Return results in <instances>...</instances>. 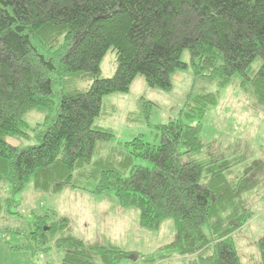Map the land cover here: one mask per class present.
I'll list each match as a JSON object with an SVG mask.
<instances>
[{
	"label": "trees",
	"instance_id": "16d2710c",
	"mask_svg": "<svg viewBox=\"0 0 264 264\" xmlns=\"http://www.w3.org/2000/svg\"><path fill=\"white\" fill-rule=\"evenodd\" d=\"M109 49L117 69L106 78L101 62ZM186 50L190 63L182 60ZM189 68L217 87L190 95L185 115L196 124L171 120L155 125L158 144L138 135L110 146L112 131L95 126L106 95L129 92L138 75L170 91L173 75ZM236 76L264 107V0H0V217L18 214L12 207L31 182L49 194H111L122 208L139 210L145 229L173 219L169 248L194 256L191 264H243L233 234L253 217L245 196L264 163L254 160L229 178L246 155L206 159L200 137L204 115ZM79 80L92 83L80 89ZM152 106H141L146 120ZM33 110L45 113L38 144H11L10 137H29L25 116ZM27 235L28 244L12 249L31 250V264H53L47 253L54 247L62 252L55 264H96V257L117 264L135 255L86 242L65 216L35 213Z\"/></svg>",
	"mask_w": 264,
	"mask_h": 264
},
{
	"label": "rangeland",
	"instance_id": "374dc122",
	"mask_svg": "<svg viewBox=\"0 0 264 264\" xmlns=\"http://www.w3.org/2000/svg\"><path fill=\"white\" fill-rule=\"evenodd\" d=\"M182 60L190 63L188 50L183 53ZM261 64L262 59H257L251 74ZM116 69V53L109 49L101 62L102 77H112ZM240 78L236 76L235 83L221 90L218 104L210 108L202 119L200 133L206 159H217L223 152L246 155L245 161L229 171L228 176L232 179L241 177L254 160L264 163V107L249 90L240 86ZM172 82L173 88L163 91L149 86L144 77L138 75L129 92L113 93L103 98V114L95 121V126L112 131L115 138L110 146H117L138 135L158 144L160 135L155 125L171 120L183 119L185 123L196 124V117L185 115L188 112L186 104H191L190 95L202 90L216 91V85L201 78L196 80L192 68L177 71ZM91 83V80H79L76 86L84 89ZM146 101L153 102L147 120L141 109ZM25 119L29 137L8 138L11 144L20 148L38 144V124L44 123L45 113L33 110L26 114ZM255 174L252 176V190L245 196L253 217L233 234L243 264H264V251L260 247L264 238V167ZM115 198L111 194L99 195L72 188L49 194L36 191L33 183H29L25 191L17 195V206L12 207L18 214L0 217V264H31V250L22 247L12 249V246H25L30 242L27 232L31 226L33 228L35 213L68 217L71 232L86 242L135 253L134 257L123 258L117 264H191L194 261V256L182 257L169 248L176 236L173 219L164 221L158 230L145 229L140 224L139 210L134 207L124 209ZM14 229L23 233L12 232ZM204 254H210V251L206 250ZM47 255L53 264L62 258V252L56 247ZM95 261L103 264L98 257Z\"/></svg>",
	"mask_w": 264,
	"mask_h": 264
},
{
	"label": "crops",
	"instance_id": "0c3cea01",
	"mask_svg": "<svg viewBox=\"0 0 264 264\" xmlns=\"http://www.w3.org/2000/svg\"><path fill=\"white\" fill-rule=\"evenodd\" d=\"M30 263H31V261H30Z\"/></svg>",
	"mask_w": 264,
	"mask_h": 264
}]
</instances>
